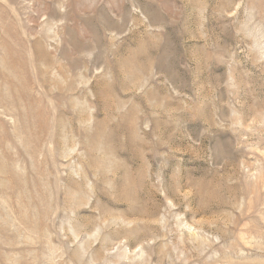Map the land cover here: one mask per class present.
<instances>
[{
    "label": "rangeland",
    "instance_id": "374dc122",
    "mask_svg": "<svg viewBox=\"0 0 264 264\" xmlns=\"http://www.w3.org/2000/svg\"><path fill=\"white\" fill-rule=\"evenodd\" d=\"M0 264H264V0H0Z\"/></svg>",
    "mask_w": 264,
    "mask_h": 264
}]
</instances>
